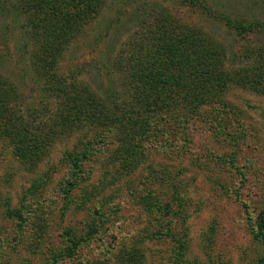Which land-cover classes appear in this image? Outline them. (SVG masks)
Returning a JSON list of instances; mask_svg holds the SVG:
<instances>
[{
    "label": "rangeland",
    "instance_id": "374dc122",
    "mask_svg": "<svg viewBox=\"0 0 264 264\" xmlns=\"http://www.w3.org/2000/svg\"><path fill=\"white\" fill-rule=\"evenodd\" d=\"M96 2L0 0V264H264V0ZM47 10L88 19L50 60L69 85L121 92L146 23L219 44L231 79L137 138L81 117L48 131V53L27 24ZM13 123L41 149L22 151Z\"/></svg>",
    "mask_w": 264,
    "mask_h": 264
},
{
    "label": "trees",
    "instance_id": "16d2710c",
    "mask_svg": "<svg viewBox=\"0 0 264 264\" xmlns=\"http://www.w3.org/2000/svg\"><path fill=\"white\" fill-rule=\"evenodd\" d=\"M27 1L33 3L31 8L43 6L52 10L50 3L54 0ZM96 1L99 0H82L86 14H91L99 6ZM152 13L157 14V11ZM50 14L47 10L43 14L28 15L27 18L37 49L41 53H48L47 58L42 59V68L45 70L42 77L45 79L47 92L57 99L55 110L47 122L51 124H46L48 131L52 128L58 129L62 124L71 128L78 122L76 117H81L87 122L126 129L123 131L129 135L137 132V138L145 134L159 115L168 112L172 106L179 104L189 109L196 104L201 105L204 100L222 94L221 84L231 79L221 69L224 50L219 44L204 40L195 33L176 35V30L168 25L165 27L146 23V28L138 37L139 42L134 44L135 51L131 60L122 67L125 76L121 92L111 91L101 96L79 85H69L52 69L55 61L50 60L55 59L56 52L60 51L63 44L72 40L74 28L80 23L85 27L88 19L71 16L59 22V19L49 18ZM164 22L168 24L169 21ZM239 22L238 25L237 21L234 22V29L248 31L251 27L254 28L251 25L243 26ZM167 30L173 31L170 34ZM0 94L6 96L3 92ZM6 108L0 105V117ZM25 125L29 126L23 123L9 125V132L14 133L17 146L24 152L29 148L35 151L41 149L40 143L45 138L39 131L31 132ZM52 135L54 134L50 133ZM262 222L261 229L264 227V219Z\"/></svg>",
    "mask_w": 264,
    "mask_h": 264
}]
</instances>
